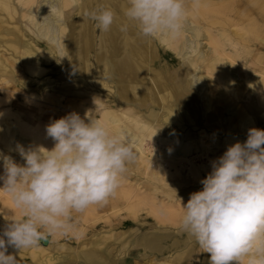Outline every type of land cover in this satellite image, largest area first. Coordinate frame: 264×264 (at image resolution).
I'll use <instances>...</instances> for the list:
<instances>
[{"label":"bare ground","instance_id":"6f19581e","mask_svg":"<svg viewBox=\"0 0 264 264\" xmlns=\"http://www.w3.org/2000/svg\"><path fill=\"white\" fill-rule=\"evenodd\" d=\"M185 2L178 35L148 38L124 17L127 0H0V152L17 161V144L51 149L46 126L72 112L91 111L110 131H123L136 158L101 208L114 210L105 223L114 216L123 227L117 240L136 231L143 212L147 256L134 264H208L209 254L180 228L181 202L202 189L229 145L264 129V0ZM101 7L116 13L108 32L87 15ZM141 172L150 179L140 188L130 179ZM107 240L99 234L87 251L69 247L71 259L105 258ZM52 242L21 251L45 253Z\"/></svg>","mask_w":264,"mask_h":264},{"label":"clouds","instance_id":"9594fccd","mask_svg":"<svg viewBox=\"0 0 264 264\" xmlns=\"http://www.w3.org/2000/svg\"><path fill=\"white\" fill-rule=\"evenodd\" d=\"M123 14L144 37L175 36L184 26L186 2L127 0ZM87 15L101 32L116 19L105 7ZM46 135L51 149L17 144L23 164L0 152L2 189L22 213L0 232V264H18L9 247L21 251L55 232L67 234L73 212L107 203L136 158L127 135L110 131L91 111L52 121ZM200 183L186 204L180 201V228L209 254L208 264H240L244 257L248 264H264V129L250 128L244 142L229 145Z\"/></svg>","mask_w":264,"mask_h":264},{"label":"rangeland","instance_id":"374dc122","mask_svg":"<svg viewBox=\"0 0 264 264\" xmlns=\"http://www.w3.org/2000/svg\"><path fill=\"white\" fill-rule=\"evenodd\" d=\"M77 29H78V27H77ZM231 52H233L232 49H231ZM239 53L241 54V56H240L241 58L247 56V52H239ZM103 68H105V67L102 66V69ZM15 93L17 95V96L15 95L16 98L21 97L22 99H26V97H27L19 89L17 90V88H16ZM16 98H14V100H16ZM47 145H48L47 142L46 143L42 142L40 144V146L44 147V148H47ZM145 148H149L150 155H151V154H153V150L155 149V146L149 144V145H146ZM4 152L6 153L7 149H5ZM150 155H149V157H150ZM17 161H18V163H21V164L24 163V161L20 158ZM156 166H158V165H156ZM143 173L144 172H141V174H139L137 176L133 175L130 179L133 182L140 183V188H141V186H144L147 183V180L150 179L149 176H145V175H143ZM2 174H3V168L0 167V175H2ZM144 182H146V183H144ZM2 187H3V182L0 181V232L3 231V229L5 227L4 225H6L9 222L8 220L20 219L22 217L21 211L15 207V205H14V203L10 197V194L8 192L5 194V190L2 189ZM2 198H4V199H2ZM8 203H10V204H8ZM128 207H130V205ZM87 210L89 211V209H87ZM141 213L143 214V212H141ZM85 214L86 215L83 217V220L81 221V226L82 225L87 226V225L93 224L94 216L91 214V212L86 211ZM86 221H89V222L85 223ZM76 230H77V233L73 234V237L68 236V233L71 232V230L67 234H61L60 232L53 233L48 239V241H50V239L53 238L52 249L49 251H46L45 253L39 251L38 249L37 250L31 249L29 252H23V251H18L14 248L9 247L8 254L15 255L17 257L18 264H100V261H97L95 259L89 260V261H83V260H85L84 255H82L83 259L81 258L78 261L71 259L70 251L68 248L70 247V249H76L79 251H81V249H82V251H84V249H86L85 246H87L86 242H88V241H86L87 239L85 240V238H83V234H79V232H80V231L78 232L79 229H76ZM87 236L90 237L89 234ZM84 242L86 243V245ZM41 245H43V244L41 243ZM42 258H43V260H42ZM145 260H146V258H143L142 260L139 259L138 262H144ZM135 262H137V261H135ZM135 262L131 261L127 264H134Z\"/></svg>","mask_w":264,"mask_h":264},{"label":"crops","instance_id":"0c3cea01","mask_svg":"<svg viewBox=\"0 0 264 264\" xmlns=\"http://www.w3.org/2000/svg\"><path fill=\"white\" fill-rule=\"evenodd\" d=\"M20 89H23L22 86H20ZM107 206L108 205H105L104 208H101V205H91V206H89L87 208V209H89V211L86 209L83 212L79 213V217L76 216V219H78L77 222L75 221L76 219L74 217L75 215H73V213H74L73 212L72 213V217H71L72 219L70 220V223H71V225L73 227L71 229V232H69L70 234L68 233V236L72 237L73 234H74L73 232L77 233L76 229H79V231H81V229H83V228H85V231H84L85 233L83 232L81 234H83V238H85V240L87 239L86 241H88V242L95 235H99V234L106 235V237H108V240H107L108 242L104 245L105 246L104 249H101V251H103V255H104L105 258L96 259L97 261H100V264H127V263H129L131 261L135 262V261H138L139 259L146 258L147 254H146L145 250L143 249V247L141 246V243H142L141 242L142 241L141 236L145 233L144 232V228L141 226L142 221H143V216H142L143 214L140 213L138 215V220H137V224H136L137 225L136 226V231L132 235H128L124 240H119V239L117 240L115 238V235H116V233L118 231L123 230V227H120V228L117 227V225H118L117 217L114 219L113 218L114 216H112V218L109 219L110 220L109 224L105 223L104 219L102 220V218L110 217L112 215V212L114 211L111 208L112 206H110V207H107ZM86 211L87 212H91V214L94 216V220H93V224L94 225L93 224L92 225H88L87 227L83 226V225L81 226V221L83 220V217L86 215L84 213ZM74 214L77 215L78 213L75 212ZM81 216H83V217H81ZM78 222H79V224H78ZM112 229L114 231L111 234V230ZM137 231H139V232H137ZM88 234H89L90 237L87 236ZM110 236H111V238H110ZM130 244H132V245H130ZM124 245H127L126 246L127 248L126 247L125 248L121 247V246L124 247ZM89 249H91V248L87 247L84 251H87ZM135 253H136V255H135Z\"/></svg>","mask_w":264,"mask_h":264},{"label":"water","instance_id":"95a60500","mask_svg":"<svg viewBox=\"0 0 264 264\" xmlns=\"http://www.w3.org/2000/svg\"><path fill=\"white\" fill-rule=\"evenodd\" d=\"M43 245H46L48 243V240L42 241L41 242Z\"/></svg>","mask_w":264,"mask_h":264}]
</instances>
